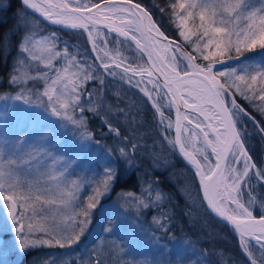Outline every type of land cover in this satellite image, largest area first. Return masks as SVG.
<instances>
[{"label": "snow or ice", "instance_id": "1", "mask_svg": "<svg viewBox=\"0 0 264 264\" xmlns=\"http://www.w3.org/2000/svg\"><path fill=\"white\" fill-rule=\"evenodd\" d=\"M22 4L56 25L86 35L90 49L80 51L61 42L56 33L39 34L33 22L17 14V30H29L17 45L8 76L9 86L16 85L19 92L0 96V207L15 222L21 250L79 248L88 242L97 211L105 218L104 232L125 231L123 208H105L101 203L121 182L119 166H111L117 161L106 159L109 166L86 202L80 198L81 181L72 178L73 165L83 163L72 158L91 159V152L85 151L93 144L86 113L102 107L87 85L98 81V94L104 77L118 76L151 103L163 126L161 142L191 167L208 209L232 227L247 264H264V195H255L252 183L264 185V164L258 166L246 147L247 129L242 123L245 118L257 123L249 107L264 115V0H166L160 11L167 12L175 40L132 0H104L103 8L86 0H22ZM133 49L138 55L130 63L124 52ZM26 65H35L36 74L23 71ZM107 127L121 135L119 128ZM68 129L79 132L71 150L67 141L60 140ZM259 131L264 133V126ZM135 141L124 135L120 141L124 146L116 150L129 168L139 153ZM158 183L137 180L134 187H140V195L125 191L118 197L135 201L138 210L149 208L163 198L153 187ZM154 222L158 230H165L164 222L155 218ZM122 239L116 247L124 255L139 242L138 234L128 231ZM150 239L159 245L155 252L162 256L167 250L177 264L192 257H198L194 264H202L199 257L207 258V250H197L190 241L171 253L155 235ZM58 259L50 254L39 258V264H57ZM80 260L105 264L95 249L86 261L83 256Z\"/></svg>", "mask_w": 264, "mask_h": 264}, {"label": "rangeland", "instance_id": "2", "mask_svg": "<svg viewBox=\"0 0 264 264\" xmlns=\"http://www.w3.org/2000/svg\"><path fill=\"white\" fill-rule=\"evenodd\" d=\"M8 4V0H0V8H6L9 10L7 13L10 16V23L9 25H6L4 23V27L10 26L9 33L7 34V39H9L12 35L14 37L15 43L14 45L9 42L7 45L2 47V52L6 50V52H10L13 48L17 52L16 56L18 55V49L17 45L21 39V37L27 32L29 29L22 28L20 30H17L16 26L18 23L17 14L25 15L26 19L28 21H31L35 24V28L33 30H36L39 34L48 35L51 33H56V35L59 37L60 41H68V37L61 38L59 33L56 31L47 28L45 24H43L38 18L30 14L27 10L24 8L19 9L17 12H14L11 10L10 4L8 7H5V5ZM2 20V17H0ZM4 20V19H3ZM3 27V28H4ZM4 28V29H5ZM102 34H106L104 31H102ZM112 37H109L111 39ZM3 45V44H2ZM111 47V45H110ZM126 47V46H124ZM124 55L129 57V62H132V57L135 56V52L133 50L131 51H125ZM17 58V57H16ZM15 58V59H16ZM141 62V60H140ZM13 66V65H12ZM42 68V66H39ZM23 71H28L29 75H35L36 74V66L32 65L31 67L25 66ZM31 86V85H29ZM16 89V92L8 93L6 92L5 95H15L19 92V88L16 85L11 86V90ZM1 96V95H0ZM20 103V102H17ZM3 101H0V107H2ZM79 139V132L68 129L66 130V136L60 138L61 143L67 141L68 142V148L71 150L73 143H75ZM55 143V142H54ZM58 146V145H57ZM100 148V145L95 144L93 141V144L90 148L85 149L86 152H91V159L89 160L87 156L81 158V157H73V160H76L77 163L80 162L81 159H83V163L79 166L75 167V173L73 175V179H79L81 181V190H80V198L83 201H87V197L92 195L94 192V189L97 187V181L102 177L103 170L105 167H108L109 165L106 164V159L112 158V153L108 151H103V155H97V150ZM100 152V151H99ZM110 153V155H109ZM105 154V155H104ZM61 155L67 156L66 153H61ZM104 156L103 167L100 168L97 164V161H102ZM176 161V156L172 149H163L161 151V154L158 155L156 158V164L159 167H164L166 165L172 164ZM114 167L113 165H111ZM175 179L178 183L172 182L170 185L171 193L174 195H177L178 192L175 190L177 189L185 201L186 204H183V208H185V211L187 214H184L185 218H183V214L181 215L179 209L175 206L168 205L167 210L165 213L172 217L173 221L175 223H181L185 224L188 217L191 216L192 221L188 222L189 227L184 228L182 227L183 231H187L190 236H184V237H178L173 239L172 241L166 240L165 237L161 236L156 229V223L155 221H158L157 216H153L148 222L146 221V218L151 215V212L153 209L158 205V201H155L151 204L149 208H144L146 212H142L144 209L141 207L139 210L136 207L135 201H125L123 199L119 198V202L116 201H110V202H101L105 208H110L113 206H120L123 208L124 212L127 214V223L125 226V231L132 232L138 234L139 242L137 246L129 253L131 254L130 259H127V255H124L119 251V249L116 247L123 243V239H119L116 235V239H114V233L112 235H109L105 232L103 236L100 238L95 239V243L91 244L90 237L93 239L96 235L100 234L105 227H107L106 224L102 227V224H100L97 227L92 226L91 234L88 237V242L86 244H81L77 251H71L70 253L67 252V248H65L66 253L64 252V249H58V248H36L32 250H21L19 246L20 241V235L16 230L15 222L9 219V216L7 215L6 209L4 207H0V237L3 238V240H0V264H20L21 262H25L26 264H30V261L36 262V264H39V259L36 260L35 255H29V253L33 251H39L41 252L40 255H44L43 257H46L50 254L56 255L59 257L57 260V264H60L61 260H71L76 259L77 264H81L80 257L83 256L84 260H87L88 255L91 253L92 249H95L96 252L99 255L98 259H104L105 264H125L126 261H132V264H141L142 261H146L147 264H169V259L171 260V264H177V260L173 255H170V253L166 250L163 255L161 256L160 253L155 252V249L159 246L155 241H152L150 238L155 235L157 240L160 242V244L167 245V249L171 250V253H175L178 246L183 245L185 241H190L191 246H194L197 250L205 248H211L212 253L214 257L219 256H225V246L221 243L223 242H230V234L223 228H219L217 224H212L210 220L206 218V213L203 211L200 203V197L199 192L197 190L195 181L192 178L191 172L187 168H180L175 173ZM150 181V180H146ZM175 185V186H173ZM254 187L256 188L255 195L258 197L260 195H264V185H260L254 183ZM161 187V186H160ZM128 191H133L136 193V195H140V190H134V188H130ZM107 194V196H109ZM162 194H169L167 191L162 192ZM106 196V197H107ZM173 196V195H172ZM103 199V198H102ZM101 199V200H102ZM147 203L148 201L145 200ZM157 213V212H156ZM96 214V213H95ZM94 225H96V218H94ZM168 225H165V232L168 231ZM125 231H121L122 234L125 235ZM8 234V237L6 235ZM116 234V233H115ZM109 235V236H108ZM74 247V246H73ZM26 258L23 259V256ZM111 254V256H110ZM28 255V256H27ZM156 256V259L153 260V256ZM198 257H192L191 261L186 262V264H194V262L197 260ZM199 259L202 261V264H209L205 258L199 257ZM20 262V263H19Z\"/></svg>", "mask_w": 264, "mask_h": 264}, {"label": "trees", "instance_id": "3", "mask_svg": "<svg viewBox=\"0 0 264 264\" xmlns=\"http://www.w3.org/2000/svg\"><path fill=\"white\" fill-rule=\"evenodd\" d=\"M17 5L16 9H20L22 6L20 0H14ZM100 0H86V2L90 3H96ZM144 5H146L148 8H152V12L156 16V19L158 22L164 24V29L168 28V32H170V23L168 20L167 12L161 13L160 8L164 7V4L166 0H137ZM82 2H85V0H82ZM156 5H159L157 9ZM9 12L6 8H0V17L3 19H6L9 17L7 14ZM157 12V14H156ZM165 20V21H163ZM0 22V23H1ZM169 25H167V23ZM3 23H6L3 21ZM6 25H9L6 23ZM4 25L0 24V48L2 44L5 43L7 34L9 33V30L11 29L10 26L4 27ZM50 27V26H49ZM52 30L59 33L61 38L68 37V42L71 43L74 46H78L80 51H83L84 49H90V44L87 42L86 35H81L79 32H74L71 30H64L56 27H50ZM12 30V29H11ZM10 30V31H11ZM173 34H176V32H172ZM113 39V38H111ZM72 49H70L71 51ZM2 50H0L1 52ZM17 54V52L11 51L7 56H1L0 54V94H3L5 92H13L14 90H11V87L8 84V76L10 71L12 70V63L15 60L13 59V56ZM89 55H92V53L89 51ZM105 79V85L103 89L97 94V87H98V81L97 82H89L87 85V88L91 90L94 94V99L99 101L102 104V107L97 108L96 112H87L86 117L88 120L87 128L89 132L93 133V138L95 141H98L103 149L109 150L108 152L112 153L111 160L117 161V164H112L114 167L118 165L119 162V168L121 173V182L117 184L115 191H112L111 196L106 198V200H110L113 197H116L117 193L122 190H129L128 186H125L124 183L130 181V187L134 188V190H140L139 186L134 187V185H137V180H140L141 182L146 181L147 179L150 181H156L158 180L159 183L155 184L158 188L160 186H163L161 184L172 183L173 181H169V176H167L165 173H160L153 168H147V165L142 164L148 161L145 160L143 157L140 156L135 157V166L133 168L127 167L126 164H124L122 161L119 160V157L117 154H115V149L118 144V136L110 131V129L107 127L108 124H111L112 128H115L117 120H116V112H117V104L120 102L121 104H125L126 100L130 98V93L133 92V86H129L126 82H121L120 79L117 77H104ZM91 107H96V105H91ZM252 156L255 159L256 162H259L256 160L257 154L252 151ZM105 155V154H104ZM151 158V157H150ZM104 161V156L103 160ZM255 181V180H253ZM165 184L167 187L166 190L169 193L168 194V201L161 204L159 207L162 208V210L165 212L168 208V205L175 206L179 209L180 212L184 216L185 208H183V204H186L185 201H172V197H176L174 194L171 193V187L168 184ZM146 187V186H145ZM256 189V188H255ZM173 195V196H172ZM179 196V194H177ZM154 211L158 210L153 209ZM181 214V215H182ZM165 217L168 218L167 221H165ZM206 218L210 220L212 224H217L219 228L225 229L231 236L230 242H223L222 245L225 246V256H217L214 257L211 248H205L203 249L207 250L206 253V261L209 264H247L246 259L243 255V253L240 250V246L238 244L237 235L234 233V231L229 228L228 226H225L221 224L218 221L213 220V218L206 213ZM105 219V218H104ZM151 218L148 216L146 218V221L148 222ZM192 221L191 218L188 217L185 224L181 223H175L169 215H164V217L161 219V222H164L165 225H168V231L164 230H158V227L156 225V229L158 232L162 233L163 237H165L166 240L172 241L175 238L178 237H184V236H190V234L185 230H182L184 228L189 227V223ZM195 223L194 221H192ZM118 238L122 240L124 237L121 232L117 233ZM103 236L102 234L98 235V238ZM171 238V239H169ZM114 239H116L114 237ZM97 253V252H96ZM33 254V253H32ZM31 254V255H32ZM131 254H128L126 257L127 259H130ZM40 258V257H39ZM99 258V255L97 253V259ZM20 264H26L24 261Z\"/></svg>", "mask_w": 264, "mask_h": 264}, {"label": "flooded vegetation", "instance_id": "4", "mask_svg": "<svg viewBox=\"0 0 264 264\" xmlns=\"http://www.w3.org/2000/svg\"><path fill=\"white\" fill-rule=\"evenodd\" d=\"M165 31L168 32V28H166ZM170 37L173 39H177L176 34H171ZM137 62L140 64L144 63L142 60L141 62L140 60H138ZM130 95V98L126 100L125 104H121L120 102L117 104V123L115 128H119L121 130V135L118 136V144L115 150H117L119 147L124 146L120 142L124 135H127L130 138L135 137V142H138V144L140 145L139 153L136 156H140L141 158L143 157L148 161V163H142L147 165V168L158 169L159 166H152L151 158L149 157V155L153 154V156L156 157L157 155L155 153H158L159 151V153L161 154V151L163 149H171V146L161 142V136L164 135L163 126L158 124L159 117L158 114L154 113L151 103L135 87ZM243 103L246 104V102ZM248 110L255 118L257 123H253V121L248 118H245L242 121L247 129L246 147L256 154H263L264 133L260 132L259 128L261 126H264L260 123L261 121H264V115L259 114L255 111L254 108L251 107H249ZM170 112L171 117L174 120L175 109H171ZM165 114L167 116L169 114V111L166 110ZM166 122L167 121H165V123ZM168 138H174V130H170ZM116 153L118 154L117 151ZM179 164L180 166H182L183 164L186 165V163H184L182 159L181 162L179 161ZM190 170L193 171L191 167ZM130 182L131 178L130 181L126 182V184L124 185H130Z\"/></svg>", "mask_w": 264, "mask_h": 264}, {"label": "water", "instance_id": "5", "mask_svg": "<svg viewBox=\"0 0 264 264\" xmlns=\"http://www.w3.org/2000/svg\"><path fill=\"white\" fill-rule=\"evenodd\" d=\"M132 2H133V4H135V3H137V2H135V1H133L132 0ZM100 5H101V8H103L104 7V0H102V1H100V2H98ZM142 6V5H141ZM143 7V6H142ZM144 8V7H143ZM31 10V9H30ZM33 13H35L36 15H38L42 20H44L45 22H47L48 24H51V25H53V26H57V27H61V28H63L62 26H60V25H56V24H54V23H52L51 21H48V20H46L43 16H41V14L39 13V12H35V10H31ZM150 13V12H149ZM151 14V13H150ZM101 15H103V13H101ZM152 16V15H151ZM152 19L155 21V19L153 18V16H152ZM156 22V21H155ZM156 24L158 25V23L156 22ZM159 26V25H158ZM160 27V26H159ZM160 30L161 31H163L162 29H161V27H160ZM170 38V37H169ZM187 50V49H186ZM184 160V159H183ZM185 161V160H184ZM198 178V177H197ZM198 182H199V179H198ZM200 191H201V189H200ZM201 195H202V191H201ZM203 199V198H202ZM203 202H204V204H205V206H206V208H207V210L216 218V219H218V220H220L221 222H223L224 224H226V225H228L227 223H225L224 221H222L221 219H219L215 214H213L209 209H208V207H207V205H206V201H204L203 200ZM10 217V216H9ZM10 219H11V217H10ZM229 227H231L230 225H228ZM232 228V227H231Z\"/></svg>", "mask_w": 264, "mask_h": 264}]
</instances>
